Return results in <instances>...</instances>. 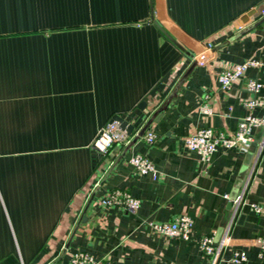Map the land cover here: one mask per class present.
Segmentation results:
<instances>
[{
    "label": "crops",
    "instance_id": "obj_1",
    "mask_svg": "<svg viewBox=\"0 0 264 264\" xmlns=\"http://www.w3.org/2000/svg\"><path fill=\"white\" fill-rule=\"evenodd\" d=\"M260 9L264 0H0V264H69L76 250L111 264H211L202 236L221 246L215 264H231L236 249L243 264H264V213L251 208L264 206V125L247 147H218L205 163L183 145L201 127L233 132L246 115L264 119L243 105L264 100ZM249 60L221 90L218 73ZM162 104L148 125L154 142L132 141ZM110 119L131 144L100 155L91 142ZM135 153L156 179L135 172ZM242 188L233 212L229 197ZM112 189L137 209L102 205ZM181 214L193 221L188 240L149 228Z\"/></svg>",
    "mask_w": 264,
    "mask_h": 264
},
{
    "label": "built area",
    "instance_id": "obj_2",
    "mask_svg": "<svg viewBox=\"0 0 264 264\" xmlns=\"http://www.w3.org/2000/svg\"><path fill=\"white\" fill-rule=\"evenodd\" d=\"M259 15H264V9L259 10ZM197 63H203V57L195 58ZM257 62L249 60L240 64H234L229 68L222 69L217 75V82L221 90H228L231 83L236 78L240 77L247 66H255ZM246 86L251 91H256L260 88V83L256 80L248 79ZM247 108L260 106L264 109V100L257 102L249 100L243 104ZM200 111L206 115L210 114V108L207 105H202ZM227 112H224L226 115ZM264 125V119L246 115L237 121L236 128L233 132H225L223 130H213L211 127H201L193 131L191 134L183 138V145L188 151L194 152L200 161L208 162L210 156L221 148H245L251 142V132L253 127ZM141 137L145 144L151 145L155 140L154 131L149 126L143 131ZM130 141V136L120 126L116 119H110L100 126L91 142V147L100 155H104L113 145L125 146ZM128 163L138 174H147L152 180L156 179L157 170L153 163L143 154L135 153L128 159ZM239 191L231 200L230 209L234 212L242 201V192ZM224 197L227 198L226 195ZM100 203L104 206H121L128 211L134 212L139 200L131 196L127 191L121 189H112L108 191L101 199ZM251 208L256 213H264V206L261 204H251ZM193 221L186 215H177L167 222L149 221L148 225L151 231L158 235L168 237H176L181 240H188L191 232ZM259 255L264 254V242L258 241ZM197 247L200 252L211 257V264H215L219 257L220 245L214 246L209 236H202L197 241ZM245 254L242 250H233L230 258L226 263L243 264L245 262ZM69 264H111L105 260H98L92 257L91 254L76 250L69 257Z\"/></svg>",
    "mask_w": 264,
    "mask_h": 264
},
{
    "label": "water",
    "instance_id": "obj_3",
    "mask_svg": "<svg viewBox=\"0 0 264 264\" xmlns=\"http://www.w3.org/2000/svg\"><path fill=\"white\" fill-rule=\"evenodd\" d=\"M254 12V10H252L251 12H248L247 14H246V16L247 15H250V14H252ZM255 25V24H254ZM160 29V28H159ZM161 30V29H160ZM246 30H248V28H246L245 30H243V31H246ZM161 32L163 33V34H165L164 32H163V30H161ZM168 37V36H167ZM169 38V37H168ZM176 46H178V47H180L176 42H175V40H173V39H171V38H169ZM196 64V60H193V62L190 64V66H189V68L182 74V76L178 79V81L176 82V84H175V86H174V88L172 89V91H171V93L169 94V96L166 98V100H165V102L175 93V91H176V89H177V87L179 86V84L182 82V80L184 79V77H185V75L187 74V72L189 71V69L193 66V65H195ZM163 105L164 104H162L156 111H155V113H153L152 114V116H150V118L147 120V122L138 130V132L136 133V135L134 136V138H133V140L132 141H134L137 137H139V136H141L142 135V133H143V131L148 127V125H149V123L152 121V118H153V116L154 115H156V113H158L161 109H163ZM131 144V141H129L128 142V144H127V146L128 145H130ZM126 146V147H127ZM235 195H236V193H234V194H232V196H230L229 197V202L227 203V206H226V208H230V206H231V200L235 197ZM52 264V263H51Z\"/></svg>",
    "mask_w": 264,
    "mask_h": 264
}]
</instances>
